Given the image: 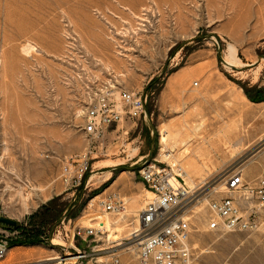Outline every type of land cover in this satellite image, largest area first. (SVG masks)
<instances>
[{
    "label": "rangeland",
    "instance_id": "obj_1",
    "mask_svg": "<svg viewBox=\"0 0 264 264\" xmlns=\"http://www.w3.org/2000/svg\"><path fill=\"white\" fill-rule=\"evenodd\" d=\"M230 45L235 67L226 64ZM0 53V217L23 227L11 238L0 225L9 248L0 264H76L84 247L69 248L73 228L105 229V219L110 239L124 238L151 198L144 165L178 163L202 198L223 196L238 171L246 181L262 171L264 0H0ZM89 76L99 89L117 83L148 94L146 115L89 139ZM87 147L90 182L65 191L60 166ZM111 194L128 207L117 222L97 206ZM202 198L193 206L200 229ZM39 236L42 243L17 244ZM199 240L208 252L196 264H264V231L202 232ZM127 248H116L121 264H141Z\"/></svg>",
    "mask_w": 264,
    "mask_h": 264
},
{
    "label": "built area",
    "instance_id": "obj_2",
    "mask_svg": "<svg viewBox=\"0 0 264 264\" xmlns=\"http://www.w3.org/2000/svg\"><path fill=\"white\" fill-rule=\"evenodd\" d=\"M1 67L0 55V70ZM84 75L85 68L76 71L73 78L81 80ZM95 84L96 79L89 76L82 92L85 106L82 127L89 139L102 138L106 128L118 124L124 117L134 121L146 115L148 94L117 83L101 89ZM2 101L0 90V122L4 119ZM93 155V149L87 147L62 162L57 175L65 191L71 192L83 184L85 188L88 186ZM261 169L252 181H246L238 171L224 182L223 196L202 198L186 184L183 171L176 163L164 166L156 161L142 166L141 182L150 191L151 198H146L137 217L133 216L125 237L115 241L102 226H75L70 233L69 248H76L77 240H81L84 247L74 251L80 256L75 263L121 264L116 248L127 245V250L135 252L141 264H196L197 259L208 252L200 244L202 232L264 231V159ZM200 198L206 202L202 216L205 226L201 229L194 221L193 207ZM97 206L115 221L127 214L126 201L117 194L106 196ZM20 233L11 230L9 237L15 238ZM92 243L94 248L90 247ZM8 249L7 241L0 237V259L6 257Z\"/></svg>",
    "mask_w": 264,
    "mask_h": 264
},
{
    "label": "bare ground",
    "instance_id": "obj_3",
    "mask_svg": "<svg viewBox=\"0 0 264 264\" xmlns=\"http://www.w3.org/2000/svg\"><path fill=\"white\" fill-rule=\"evenodd\" d=\"M29 45V44H28ZM32 46V45H31ZM25 47V46H24ZM32 48L34 49V47L32 46ZM28 49H29V47H28ZM30 50V49H29ZM28 52V51H27ZM228 57H227V60H226V64H228V65H230V66H233V67H235L236 66V64H235V62H236V60H240L239 58H237L236 57V55H235V48L232 46V45H230L229 46V49H228ZM8 54H9V52L8 51H6V57H8ZM0 55H1V53H0ZM10 56H11V53L9 54ZM1 63H2V57H1ZM2 68V67H1ZM1 71V70H0ZM4 116H5V113H4ZM4 120V119H3ZM217 131H219V130H217ZM221 133V132H220ZM226 133V132H225ZM224 133V134H225ZM219 138V141H221L223 138H222V136H219L218 137ZM160 140H161V142H162V144H164V145H166V143H167V138H165L164 136H162L161 138H160ZM160 142V143H161ZM215 142H216V140H215ZM167 146V145H166ZM165 146V147H166ZM164 151V150H163ZM203 154H205V153H203ZM207 154V153H206ZM208 157V156H207ZM195 161V160H194ZM174 163H176V162H174V161H172L171 162V164H174ZM177 165H178V163H176ZM110 166H115V165H110ZM108 173V172H107ZM183 173H184V171H183ZM183 173H182V176H183ZM93 178V177H92ZM185 182H186V180H185ZM186 184H187V182H186ZM188 185V184H187ZM189 186V185H188ZM204 198V197H203ZM128 208V207H127ZM142 208V207H141ZM140 208V209H141ZM127 210V209H126ZM139 211L140 210H138V213H139ZM138 213H137V215H138ZM104 218L105 217H109V215L108 214H106L105 213V215L104 214H101ZM137 217V216H136ZM105 229H108V223H107V219H105ZM109 230V229H108ZM108 236L110 237V234H108ZM110 238H112V237H110ZM55 241V240H54ZM61 241V240H60ZM115 241H117V239H115ZM56 246H58V245H61L62 246V243L61 242H58V243H54ZM80 256H76L75 258H79ZM59 258V257H58ZM53 260V259H57L56 257H51V258H49V260Z\"/></svg>",
    "mask_w": 264,
    "mask_h": 264
},
{
    "label": "water",
    "instance_id": "obj_4",
    "mask_svg": "<svg viewBox=\"0 0 264 264\" xmlns=\"http://www.w3.org/2000/svg\"><path fill=\"white\" fill-rule=\"evenodd\" d=\"M0 225L6 229L18 230L21 228V224L13 219L6 217H0Z\"/></svg>",
    "mask_w": 264,
    "mask_h": 264
},
{
    "label": "trees",
    "instance_id": "obj_5",
    "mask_svg": "<svg viewBox=\"0 0 264 264\" xmlns=\"http://www.w3.org/2000/svg\"><path fill=\"white\" fill-rule=\"evenodd\" d=\"M251 98V100H260V99H262L261 98V96L259 97V98H256V97H250ZM46 210H47V208H46ZM21 227H22V225H21ZM23 228V227H22ZM32 238V237H31ZM37 239H34V237L32 238V239H29V240H31V241H26V242H17V244H37V243H42V239H40V236L39 237H36Z\"/></svg>",
    "mask_w": 264,
    "mask_h": 264
}]
</instances>
